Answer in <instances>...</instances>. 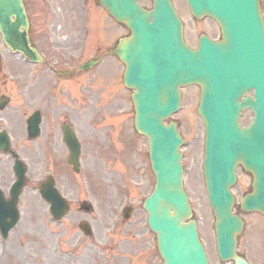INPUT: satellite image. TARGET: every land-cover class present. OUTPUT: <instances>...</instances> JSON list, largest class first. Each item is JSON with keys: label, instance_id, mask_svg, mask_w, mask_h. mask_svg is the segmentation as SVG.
I'll return each mask as SVG.
<instances>
[{"label": "water", "instance_id": "obj_1", "mask_svg": "<svg viewBox=\"0 0 264 264\" xmlns=\"http://www.w3.org/2000/svg\"><path fill=\"white\" fill-rule=\"evenodd\" d=\"M100 1L131 31V37L115 52L127 66L126 85L136 90V129L149 140L156 186L143 208L165 264H208L182 187L178 153L182 141L175 124H162L179 107L178 87L192 83L201 87L198 114L205 124L204 173L215 217L217 253L223 261L235 259L236 264H247L234 254L242 222L231 213L234 199L229 188L240 162L254 175V192L242 200V209L264 215V33L258 1L186 0L193 16L209 15L216 20L225 39L213 45L201 38L196 51L183 44L181 24L170 0H153L150 12L143 11L136 0ZM27 28L22 1L0 0L4 43L12 51L34 58ZM250 89L253 97L239 103L240 96ZM246 108L254 118L248 128L241 129L237 117ZM15 170L18 181L12 188V209L24 180L19 164ZM48 193L46 199L52 202Z\"/></svg>", "mask_w": 264, "mask_h": 264}, {"label": "rangeland", "instance_id": "obj_2", "mask_svg": "<svg viewBox=\"0 0 264 264\" xmlns=\"http://www.w3.org/2000/svg\"><path fill=\"white\" fill-rule=\"evenodd\" d=\"M26 11L28 14L29 22L31 23V32H36L35 37L39 38L42 42H47L49 46L51 44L58 45L59 53H62V48L67 47L70 34H74V43L77 48L78 45L81 48L86 49L85 58H90L95 55L96 49H105L106 47H112L116 40L127 35V29L113 21L108 14L102 10L98 0H24ZM177 13L179 14L183 25L184 34L188 44L191 47H195L196 39L201 34H207L210 37H219V30L214 24L213 20L203 18L195 19L190 15V12L184 2V0H172ZM139 3L147 9H151V0H139ZM261 11L264 18V0H260ZM87 30V37L81 42L79 38ZM45 47V46H43ZM0 64L20 63L19 60L10 59L8 50L1 44L0 41ZM78 62V60H76ZM116 77H119L120 63L116 58H106L103 62V66L108 67L109 63H114ZM14 83L5 82V86H10L17 102L20 96L17 81ZM116 80V78H115ZM2 82L0 83V89H2ZM109 81L100 82L98 85H91V123L92 127L101 128L106 127L107 111L103 112V105H111L113 107L115 102H118L116 108L109 113L115 112L119 107L121 113L119 114L120 121L122 123L114 124L116 128H133L132 119L134 116V109L131 103L130 94L131 91L124 89L120 91L117 88L108 89L106 87ZM100 86V87H98ZM98 87V88H97ZM106 91V92H105ZM105 93V94H104ZM104 94V96H103ZM117 95V96H116ZM199 103V88L197 86H189L182 90V102L178 113L171 116L166 122L174 121L177 123L178 131L184 140V144L180 148L182 154L181 163L183 165V179L184 189L188 195V200L191 205L193 219L197 222V229L199 238L205 248L209 264H224L218 260L215 252L214 242V217L209 207L202 173V158H203V123L197 114V107ZM15 105V103L13 102ZM110 107V108H111ZM118 117V116H116ZM249 120V112H243L240 122L246 124ZM110 124V123H109ZM111 125V124H110ZM112 126V125H111ZM112 128V127H110ZM17 139L20 137L18 134L14 135ZM95 139H99L91 131L90 144H97ZM135 143L140 147V154L131 160L129 165L132 169L131 178L133 180L139 179L137 185L138 190L135 191V199L129 202V200L122 201L125 197L123 190L113 193L111 198L109 195L105 200L104 198L92 197L95 205V209L89 215L84 216L86 220L93 225L95 229V236L102 235L104 233L103 226L107 225V238L123 239L129 236L132 241H137V245H144L147 240H154L152 234H145L147 231L146 213L142 209V202L145 195L151 190L154 177L150 171V166L147 157V142L142 136L135 138ZM95 149V147H93ZM92 149V150H93ZM91 152V159L89 161L90 173L88 179H107L112 181L114 179H121L120 174L115 172V167L108 165L109 174H106L102 170L99 161L95 158V153ZM2 157V156H0ZM4 160V158H0ZM42 177V176H41ZM40 177V178H41ZM127 179V177H126ZM248 174L239 170L237 172V183L233 187V194L236 196V204L234 210L239 213L245 222L244 229L239 236L238 249L241 253L247 257L252 264H264V219L259 214L254 213H240L238 210L239 201L242 198L247 189ZM115 181V180H114ZM119 181V180H118ZM32 183L23 190V193H29L32 191ZM122 199V200H121ZM128 202L133 207V213L128 221H125V233L119 234L117 232H111L112 225L115 223H121L120 218V206L121 203ZM19 209V207H18ZM39 210V206L31 201L26 196L23 197V220L20 219L18 225L9 233V237L6 242L0 240V245L6 246V251L0 247V264H31L32 261L28 259L27 241L23 244V230H30L29 224H35L33 217H30L27 213L28 210ZM22 213V211H21ZM76 216L68 218L66 223L72 224ZM124 223V222H122ZM134 226L138 231L132 235L128 229ZM62 229V228H60ZM57 230V229H55ZM46 231V229H45ZM43 231L39 235V231L35 232L37 237H44V243L51 244L56 241L55 237H60L63 247H66V241L70 236V229L64 233L47 235V232ZM41 232V231H40ZM143 241H145L143 243ZM24 246V249H23ZM58 263V262H57ZM37 264V263H35ZM54 264V263H52Z\"/></svg>", "mask_w": 264, "mask_h": 264}, {"label": "flooded vegetation", "instance_id": "obj_3", "mask_svg": "<svg viewBox=\"0 0 264 264\" xmlns=\"http://www.w3.org/2000/svg\"><path fill=\"white\" fill-rule=\"evenodd\" d=\"M33 39L38 44L43 63L34 66L23 64V68L19 65L16 68H13L11 64L8 65L10 77H21L18 82L21 95L17 105L11 106V99L9 100L10 112L4 114V117L0 114V129L6 131L11 137V148L19 151L26 162L33 163L31 174L27 179L33 177V170L35 172L50 170L53 174L52 181L55 189L69 207L66 217L71 218L77 215L78 222H80L83 221L82 215L91 212L89 200L93 196L99 199L104 198L110 189L112 192L123 190L126 198L130 196L135 198V191L138 190L139 183L129 179L134 167L131 169L129 160L124 158V153L119 151L114 153L108 144L102 143L106 142L108 134L103 129H95L94 135L100 140L95 139L94 142L97 143L95 145H91L89 141L91 131H93L91 127V85L108 80L106 90H111L115 82L123 86L124 71L120 65L119 77H116V70L113 66L96 73L90 70H78L79 64L75 63L76 48L72 44V39L67 42L68 47L62 48V53H59L58 45L52 43L49 46L47 42L44 43L39 38L33 37ZM34 112H37L40 120L38 137L34 141H29L27 138L24 140L14 138L13 135L17 132L26 136L28 120ZM65 131L72 132L79 143L78 159L76 160L75 156L72 158V161L76 162V170L73 164L69 163L70 149L64 140ZM123 145L125 153H128L129 147ZM88 151L100 153V158L97 156L95 158L102 164L106 165L111 162L117 166L121 179H114L115 181L88 179L91 174L89 169L91 152L88 153ZM9 162L10 160L0 161V184L6 185L11 181ZM248 177V189L242 195L251 191L253 179L250 175ZM42 205L39 202V206ZM64 222L61 220L59 223L62 225V230L69 228L71 232L68 236V264H163L157 254L155 240L143 241L144 245H137V241H132L126 235L123 239H108L107 225L103 226L102 235L96 234L93 237L90 234L86 237L83 233H78L73 225ZM44 225L51 226L49 223ZM125 226V223L117 225L119 236L125 233ZM41 227V225H35L32 229L37 231ZM128 231L134 235L138 230L131 226ZM146 233L147 237L150 233L147 231ZM57 240L59 241V238ZM40 250L45 259H55L58 262L63 260L57 255V244L40 246ZM238 253L248 260L239 249Z\"/></svg>", "mask_w": 264, "mask_h": 264}]
</instances>
